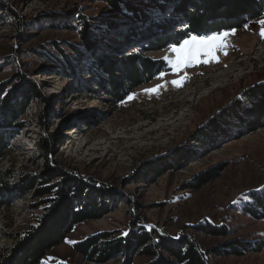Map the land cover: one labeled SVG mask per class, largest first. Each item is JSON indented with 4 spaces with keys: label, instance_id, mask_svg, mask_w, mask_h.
Returning <instances> with one entry per match:
<instances>
[{
    "label": "rangeland",
    "instance_id": "rangeland-1",
    "mask_svg": "<svg viewBox=\"0 0 264 264\" xmlns=\"http://www.w3.org/2000/svg\"><path fill=\"white\" fill-rule=\"evenodd\" d=\"M260 18L264 12L248 22L247 29H235L227 38V55L217 53L218 62L185 69L180 75L186 73L189 79L177 88L171 81L178 77L164 60L172 55V44L147 50L149 44L143 40L141 50L139 44L132 45L133 39L123 42L117 23L108 21L126 20L105 0H0V85L15 91L17 98L27 92L25 113L17 120L22 124L9 131L7 155L0 156V177L12 176V185L26 174L42 181L27 193L16 187L3 191L1 198L10 204L0 210V254L15 251L17 238L29 225L41 223L46 201L53 196H35L37 190L61 181L55 179L59 172L55 168L51 172L46 164L42 145L49 140L51 160L83 180L102 183L101 188L111 194L107 201L111 211L74 226L65 241L47 253L44 263L123 264V258L86 261L74 244L98 232L118 237L147 227L174 240L192 236L202 248L220 250L233 240L259 242L258 252L213 256L211 263L264 264V220L243 211L252 192L264 191V126L213 147L195 142L213 117L264 83V38L255 23ZM85 20L100 28L93 48L97 58L117 60L135 50L163 61L164 80L157 79L158 72L124 99H115L109 93L110 74L92 73L93 57L84 53L79 59L73 48L85 50ZM127 28L118 27L122 32ZM57 59L64 63L71 59L75 77L64 63L56 64ZM156 84L165 87L158 93L144 91ZM182 149L190 153L179 165L145 175L148 168ZM49 177L54 180L44 183ZM201 178L208 182L192 188ZM201 224L225 227L228 236L204 234L196 229ZM132 261L146 264L149 257L138 252Z\"/></svg>",
    "mask_w": 264,
    "mask_h": 264
},
{
    "label": "trees",
    "instance_id": "trees-1",
    "mask_svg": "<svg viewBox=\"0 0 264 264\" xmlns=\"http://www.w3.org/2000/svg\"><path fill=\"white\" fill-rule=\"evenodd\" d=\"M105 1L126 20L121 19L122 23L116 19L108 21L117 23L120 28L121 26L128 27L127 32L116 28L123 42L133 39L132 45H134L146 40L149 45L144 48H148L147 50L164 49L171 44L181 42L189 35H205L242 28L264 12V0ZM85 22L86 20L82 33L86 44L85 50L80 52L81 49L73 48L76 49L79 59L84 53L93 57L92 73L107 72L110 74L111 90L109 93L115 99H124L129 91L152 79L156 73L165 68L163 61L143 56L135 50L117 60L107 61L103 56L97 58L93 53V48L99 42L97 37L100 36L98 31L100 28L90 27L88 22ZM139 47L142 50L140 44ZM55 62L58 65L64 63L60 59ZM64 65H66V70L70 71V76L75 77L77 74L75 63L67 59ZM115 70L118 71V75L112 74ZM15 93V91H7L5 86L0 85V156L2 157L7 155L9 133L14 132L22 124L17 120L25 113L27 92L21 93L20 98H17ZM263 126L264 83H261L246 91L243 99L237 100L213 117L204 131L196 135L195 142L205 148L213 147L228 140L229 137L239 136L242 132L250 133ZM52 149L50 141H44L42 150L46 164L49 169H52L51 172L55 169L59 172L55 179L61 178V181L42 185L37 190L35 196H53L46 201V212L39 220L41 223L29 225L28 230L17 238L16 250L0 254V264H69L44 263L43 259L48 252L65 241L74 226L86 220L101 218L111 211L110 204L107 203L111 194L101 188L102 183L91 178L87 179L88 181L83 180L84 178L61 168L58 162L51 160ZM188 153L190 152L182 149L170 159H164L156 166L148 168L149 172L145 175L151 177L158 173L160 168L164 169V166H167L165 170H169L172 166L179 165ZM53 180V177L51 179L49 177V180H45L44 183H51ZM39 182L42 181L32 174L21 176V180L14 185H12V176L5 174L0 177V210L10 204L1 198L4 190L16 187L17 190L27 193L33 184ZM207 182L208 179L201 178L199 184L192 188H197ZM250 201L251 203L243 206V211L257 220H264V191L252 192ZM196 229L208 235L228 236V230L222 226L201 224ZM223 246L220 250L202 248L192 236L174 240L167 235H159L151 228L139 227L118 237H114L111 232L107 231L89 235L76 242L74 250L90 262L103 263L112 259L119 261L123 258V264H132V257L139 252L149 257L146 264H212L213 256L242 255L247 251L258 252L262 249V244L259 242L247 243L239 240L230 241Z\"/></svg>",
    "mask_w": 264,
    "mask_h": 264
},
{
    "label": "snow or ice",
    "instance_id": "snow-or-ice-1",
    "mask_svg": "<svg viewBox=\"0 0 264 264\" xmlns=\"http://www.w3.org/2000/svg\"><path fill=\"white\" fill-rule=\"evenodd\" d=\"M255 23L260 26L259 35L261 38H264V18L256 20ZM244 27L247 29L248 25L245 24ZM235 31L233 29L231 32L213 33L208 36L190 35L188 38L183 39L182 42L172 44L169 48V52L172 55L164 57L172 73L178 77L177 79H173L171 84L177 88L182 87L185 80L189 79L186 73L183 76L180 75L185 69L201 63L218 62V52H223L227 55V38L230 35H234ZM166 75L167 73L162 71L159 73L157 79L164 80ZM163 87H165L164 84H156L154 87L145 89L144 91L146 93H158L159 89ZM128 99L131 100L133 97L129 96ZM69 243L71 242L69 241Z\"/></svg>",
    "mask_w": 264,
    "mask_h": 264
},
{
    "label": "bare ground",
    "instance_id": "bare-ground-1",
    "mask_svg": "<svg viewBox=\"0 0 264 264\" xmlns=\"http://www.w3.org/2000/svg\"><path fill=\"white\" fill-rule=\"evenodd\" d=\"M15 85V84H14ZM148 126V125H147ZM143 131V130H142ZM1 132V131H0ZM72 132L71 131H69V134H71Z\"/></svg>",
    "mask_w": 264,
    "mask_h": 264
}]
</instances>
